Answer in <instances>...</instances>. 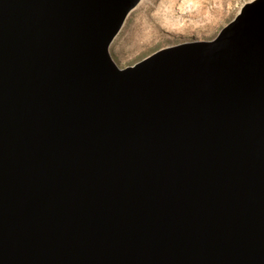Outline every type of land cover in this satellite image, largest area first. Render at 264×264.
<instances>
[{"label":"water","instance_id":"obj_1","mask_svg":"<svg viewBox=\"0 0 264 264\" xmlns=\"http://www.w3.org/2000/svg\"><path fill=\"white\" fill-rule=\"evenodd\" d=\"M141 0H0V264H264V0L120 67Z\"/></svg>","mask_w":264,"mask_h":264},{"label":"rangeland","instance_id":"obj_2","mask_svg":"<svg viewBox=\"0 0 264 264\" xmlns=\"http://www.w3.org/2000/svg\"><path fill=\"white\" fill-rule=\"evenodd\" d=\"M251 0H141L110 46L120 66L183 42L209 40Z\"/></svg>","mask_w":264,"mask_h":264}]
</instances>
